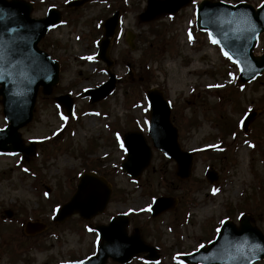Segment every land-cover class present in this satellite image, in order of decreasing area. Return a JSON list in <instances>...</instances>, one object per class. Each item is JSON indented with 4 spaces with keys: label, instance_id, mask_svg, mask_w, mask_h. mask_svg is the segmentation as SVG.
Returning a JSON list of instances; mask_svg holds the SVG:
<instances>
[{
    "label": "rangeland",
    "instance_id": "1",
    "mask_svg": "<svg viewBox=\"0 0 264 264\" xmlns=\"http://www.w3.org/2000/svg\"><path fill=\"white\" fill-rule=\"evenodd\" d=\"M25 1L33 3L35 18L45 16L52 6L62 14V22L40 42L60 63V78L51 95L39 91L33 119L20 129L24 144L36 145L35 154L29 159L0 154V264H60L86 258L99 243L96 226L119 214L129 215L128 234L139 229L144 242L157 246L160 255L150 262L141 253L127 264H187L180 259L183 253L207 246L225 220L240 226L244 214L264 232V76L250 83L239 80L237 65L196 26L202 0L148 23L138 20L147 0H94L77 9L69 8L68 0ZM222 1L256 7L263 0ZM116 9L121 23L111 55L119 82L109 97L91 104L80 94L109 78L105 63L97 58L98 40L103 20ZM262 54L264 33L255 49V55ZM149 89L162 91L171 102L181 148L193 153L188 180H180L176 162L152 147ZM68 93L74 99L71 116L53 100ZM250 111L257 116L247 132L231 136L227 129L225 134V127L241 125ZM7 124L0 98V128ZM131 128L144 134L153 151L139 179L120 166L126 157L122 136ZM213 145L219 149L204 150ZM88 165L96 166L112 185L106 210L92 220L72 215L63 223L52 222ZM209 168L217 174L214 183L205 176ZM155 196L175 197L178 204L152 217L149 207ZM28 221L43 227L28 234ZM107 264L116 262L110 259ZM254 264H264V259Z\"/></svg>",
    "mask_w": 264,
    "mask_h": 264
},
{
    "label": "water",
    "instance_id": "2",
    "mask_svg": "<svg viewBox=\"0 0 264 264\" xmlns=\"http://www.w3.org/2000/svg\"><path fill=\"white\" fill-rule=\"evenodd\" d=\"M90 0H76L70 6L78 7ZM191 0H148V7L140 15L142 21H149L162 13H176ZM32 4L21 0H0V95L3 96L4 113L10 122L0 129V152L33 153V148L25 147L19 134V128L31 121L39 87L45 94L51 93L52 86L59 79V64L49 54L38 48V43L45 33L59 23V11L52 8L46 18L31 17ZM198 26L207 29L220 41V44L239 63L241 79L252 80L264 71V55H253L258 36L264 31V3L257 10L251 5L241 3L236 6L223 2L204 1L198 8ZM119 14L107 19L104 34L100 41L99 58L107 63L111 79L97 89H89L92 102L105 98L116 86V78L110 68L111 39L117 32ZM151 102V126L155 147L165 151L178 164L177 174L187 178L191 174L192 157L181 151L178 144V131L170 120V106L161 92L149 91ZM69 113L72 112L73 100L69 95L55 97ZM256 113L248 114L243 122L247 130ZM127 160L122 167L132 176L138 178L151 159V148L143 135L129 132L125 135ZM211 181L216 179L214 172L208 173ZM111 189L104 178L95 173L84 174L72 199L60 209L57 222H62L74 213L84 219H91L102 213L110 199ZM176 199L158 198L152 207L153 215L174 207ZM127 219L119 217L109 226H99L103 243L98 254L88 260L66 264H105L109 257L121 263L128 262L134 255L149 251L150 258L157 254L151 247L144 245L138 235L128 237L125 233ZM29 228L39 225L28 224ZM264 257V235L252 227L248 216L242 221L241 229L231 222L225 223L217 240L208 249L184 257L196 264H251Z\"/></svg>",
    "mask_w": 264,
    "mask_h": 264
},
{
    "label": "snow or ice",
    "instance_id": "3",
    "mask_svg": "<svg viewBox=\"0 0 264 264\" xmlns=\"http://www.w3.org/2000/svg\"><path fill=\"white\" fill-rule=\"evenodd\" d=\"M208 35H209V38L211 39V41H212L213 44H219V43H220L219 40H217V39H215V38L213 37L212 33H209ZM189 37L191 38V34H189ZM224 55H225V57H227L229 60H232V59H233L232 56L229 55L228 52H224ZM88 59H92V58L89 57ZM236 63H238V62H236ZM65 119H67V117H65ZM121 146L123 147V144H122ZM25 171H27V169H25ZM213 191L216 192V191H218V189H214ZM200 247H201V248H204L205 246H204V245H201Z\"/></svg>",
    "mask_w": 264,
    "mask_h": 264
},
{
    "label": "trees",
    "instance_id": "4",
    "mask_svg": "<svg viewBox=\"0 0 264 264\" xmlns=\"http://www.w3.org/2000/svg\"><path fill=\"white\" fill-rule=\"evenodd\" d=\"M234 127H235V126H234ZM229 128H230V127H229ZM229 128H228V129H229ZM225 129H227V127H225Z\"/></svg>",
    "mask_w": 264,
    "mask_h": 264
}]
</instances>
